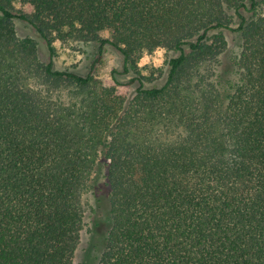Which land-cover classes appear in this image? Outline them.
Listing matches in <instances>:
<instances>
[{
  "label": "trees",
  "instance_id": "1",
  "mask_svg": "<svg viewBox=\"0 0 264 264\" xmlns=\"http://www.w3.org/2000/svg\"><path fill=\"white\" fill-rule=\"evenodd\" d=\"M16 20L133 77L55 70ZM89 193L81 264H264V0H0V264H76Z\"/></svg>",
  "mask_w": 264,
  "mask_h": 264
},
{
  "label": "rangeland",
  "instance_id": "2",
  "mask_svg": "<svg viewBox=\"0 0 264 264\" xmlns=\"http://www.w3.org/2000/svg\"><path fill=\"white\" fill-rule=\"evenodd\" d=\"M16 28L20 37H30L34 39L39 46L40 58L43 62H52L55 70L72 71L81 76H87L92 73L102 81L110 82L113 76L122 83H127L132 77V73L124 74V58L120 52L109 45H105L103 53L100 56L99 47L97 43H61L54 44L55 52L51 56L48 47L44 40H42L32 27L23 21L16 20ZM231 40V49L237 50V41L234 39L232 33H226ZM103 39H109L108 32L101 34ZM178 53L167 52L165 49H158L153 53H146L140 61V70L142 74L149 79L146 81V87L153 85L162 86L167 78L169 66L167 60L171 57H176ZM138 87L135 84L131 87V94ZM103 178L98 180V189L103 187ZM85 209V227L82 232V241L77 253L76 264H81L84 256L90 247L91 228L93 220L92 209L95 204V197L91 193L84 196Z\"/></svg>",
  "mask_w": 264,
  "mask_h": 264
}]
</instances>
